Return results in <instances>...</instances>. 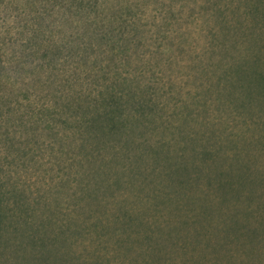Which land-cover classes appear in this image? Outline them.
Here are the masks:
<instances>
[{"label": "trees", "instance_id": "trees-1", "mask_svg": "<svg viewBox=\"0 0 264 264\" xmlns=\"http://www.w3.org/2000/svg\"><path fill=\"white\" fill-rule=\"evenodd\" d=\"M42 1L47 6L36 10V19L23 24L17 21L18 32L0 41V215L8 201L4 199L2 204L5 196L9 199L14 194L31 192L38 182L43 183L40 187L45 191L65 190L86 205L93 203L91 198L105 193L109 183L122 185L127 194L113 198L119 212H106L119 225L110 232L100 227L102 217L106 216L104 211L96 216L98 223L94 221L84 233L81 232L86 218L81 227L78 217L65 220L64 224L59 222L57 227L64 236L75 229L84 235L80 238L83 246L78 257L84 264H92L95 256L106 257L93 250L92 245L100 244L108 233L118 245L129 246L123 229L131 224L145 226L141 237L135 233V239L144 238L151 244L140 253L159 251L161 242L172 238L177 223L184 220L178 212L199 200L193 191L200 190L202 170L207 171L220 160H231L227 165L239 169L246 164L243 157L250 162L253 153L264 148V133L257 131L259 126L264 129V52L258 44L263 31L250 32L246 24L238 26L225 19L248 18V14L257 11L259 5L255 2L264 0L216 2L218 8H212L210 14L215 22H208L210 30L199 34L194 45L177 20L163 33L164 25H160L149 39L139 38L149 40L148 48L157 42L155 49H160V58L153 63L154 67L162 62L171 64L172 59L164 61L162 53L175 50L182 52L174 55L179 57L175 65L184 64L182 60L187 59L194 66L206 86L197 90L203 100L200 111L194 100L196 93L184 91V86H174L167 79L162 81L163 76L156 78L154 71V77L146 78L144 69L138 70L142 80L120 68V63H124L119 55L123 45L133 44V37L127 34L131 29L123 28L111 35L105 31L111 25L110 18H85L91 11L103 13L105 7L117 11L106 0ZM178 1L184 12L186 5L198 0L167 2L170 5ZM51 11L54 19L50 24L40 15ZM68 25L78 31L75 40L74 35L65 38ZM135 29L136 37L137 32L145 31ZM52 32L62 35L54 39ZM201 38L206 41L200 42ZM104 43L112 50L109 64L103 61L107 58H102V53L107 56ZM56 49L61 56L56 55ZM91 52L96 55L90 56ZM141 56L145 64L151 60L145 59V54ZM55 64L60 67L52 70ZM216 105L224 106L225 111L240 110V116H253L239 127L236 116L230 119L222 115L224 119L212 115ZM224 146L227 154L222 152ZM250 177L263 176L254 172L244 178L249 181ZM190 179L194 183L188 186ZM141 193L143 197L139 196ZM133 197L140 206L137 217L132 214ZM205 201L206 196L200 197L199 202ZM22 205L14 201L11 209L22 213L29 209V203ZM77 205L83 219L85 206ZM17 217L26 224L32 222L30 225L36 229L41 225H35L33 216ZM41 218L43 222L44 217ZM30 236L41 248L38 239Z\"/></svg>", "mask_w": 264, "mask_h": 264}, {"label": "rangeland", "instance_id": "rangeland-1", "mask_svg": "<svg viewBox=\"0 0 264 264\" xmlns=\"http://www.w3.org/2000/svg\"><path fill=\"white\" fill-rule=\"evenodd\" d=\"M28 1L27 3L25 0H0V41L10 39L18 32L17 21L23 24L27 23L29 19H36L39 14V11L36 10H41L46 5L42 0ZM167 1L106 0L107 5L110 3L117 11L113 12L112 8L107 10L108 8L105 7L103 13L99 14L100 11H91L90 15L85 16V18H110L111 25L105 31L111 35H117L119 31H123V28H126V31L131 29L130 33L127 34L133 37V44L129 45L127 42L123 45V52L119 55L123 56L124 63H120V68L133 72L132 77L136 79L143 80L137 74V71L143 68L146 78L163 76L162 81L167 79L174 86H184V91L188 90L191 93H196L194 100L196 105L199 104L198 110L200 111L203 100L198 96L197 90L199 92L200 89H204L206 86L202 85L203 80L195 72L194 66L188 64L187 59L182 60L184 64L175 65V61L179 57L175 58L174 55H182V52L175 50L174 52L162 53L164 61L166 58L172 59L171 64L162 62L154 67L153 63H156V59L160 58L157 54L160 49H155L157 42L151 45L153 49L148 48L147 43H149V40L147 39L153 35L158 26L164 25L163 33L166 27L171 28V25L175 24L177 20L179 27L186 30L188 41L193 42L194 40L192 44L194 45L200 38L199 34L208 33L211 27L209 23L213 24L215 22L214 18H210V14L213 13L212 8H218L214 4L223 0H198L196 3L186 5L184 12L181 11L179 5L181 1L172 2L170 5ZM255 3L259 5L257 11L248 14V18L242 16V18L225 19L227 22L235 23L238 26L246 24L247 31L250 32H254L256 29L257 31H263L258 44L260 51L264 52V3L257 1ZM99 8L101 9V7ZM249 10L251 11V9ZM52 15L53 11L50 14L45 15L43 13L40 16H44V22L47 21L51 24L54 19ZM38 20L41 21V18H38ZM202 22L203 28H201ZM137 27L145 31L140 30V33L137 32L136 37L134 34ZM65 28L64 31L67 32L65 38L74 35L75 40L78 33L77 29L70 26H65ZM174 28L177 27L174 26ZM230 32H234V30L231 29ZM61 35L52 32L51 37L55 39ZM146 36L145 42L139 41V38L144 39ZM205 41V38L200 39V42ZM103 49L107 53V56L102 53V58H107V60H103L105 62L111 56L112 50L110 46L106 47L105 43ZM191 50H193V47ZM62 51L64 52V50ZM55 53L56 55L59 54L57 56H61L60 51H57V49ZM94 54L96 55L95 52H91L90 56ZM144 54L146 55V57L144 56L145 59H151L147 64L142 62L141 55ZM128 56H131V58ZM59 67V64H55L52 70ZM152 72L154 76H152ZM154 80L156 79L154 78ZM233 108L235 109V106ZM239 111L236 109L225 111L224 106L216 105V109H212L211 114L224 115V117L230 119L236 116V119L238 118V121H240L237 125L241 127L243 124L245 125L243 121L250 122L253 115L243 114L240 116ZM227 112L230 116L227 115ZM234 124L235 122L231 126ZM257 131L260 134L264 133L261 126L257 128ZM211 140L212 138L209 143ZM223 149V154H227V148L224 146ZM253 155L254 157L250 162H248L249 159L243 157L246 164L243 163V166H240L239 169L238 166L227 165L231 160H227L228 162L218 160L219 162L212 165L207 171L205 170L206 172L202 170L199 173V176H201L199 179L200 190H194L195 194L193 195L199 200L200 197L205 198L206 196L208 201L202 204V202L196 200L191 206H184H188L189 209L178 212L182 215L181 219L184 220L177 223L178 226L172 231V238H166L164 242H161L159 251L154 250L146 252V254L140 253L144 247L150 248L151 244L144 238H142V241L135 239V236H137L135 233H138V236L141 237L143 230L146 229L145 226L136 224L137 227L131 224L126 225L123 229V238L125 236L128 238L125 241L129 246L118 245L116 239L110 238L108 233L107 236L102 237L100 244L92 245L93 250L105 254L106 257L95 256L92 264H264V148L261 147L260 153L254 152ZM254 172L263 177H255L256 179L250 177L249 181L244 178L249 173L254 174ZM189 182L188 186L194 183L192 179ZM222 182L223 186L221 185ZM108 185L110 187L105 193H99L96 197L91 198L93 203L90 205H86L80 198L69 196L65 190L56 193H51L50 190L45 191L44 188L40 187L43 186L42 182H38L31 189V192L26 191L23 195L14 194V198L9 195V199H7L8 195L5 196L2 204L5 200H8V205L7 203L4 205L5 209L2 207L4 210L0 215V264H84L78 258L81 255L83 246L80 238L84 235H79L75 229L64 236L57 224L59 222L64 224L65 220L78 217L81 219L78 222V224L81 222V227L86 218V227L81 232L84 233L88 230V226H93L94 221L98 223L95 218L100 213L102 214V211L104 213L119 212L115 207L117 204L114 203L113 198L119 199L121 198L120 195L127 194V192L124 191L122 185L114 186L112 183ZM142 194L139 196L143 197ZM14 201L22 203V207L29 203V209L24 210L23 213L19 212L18 209L12 210ZM79 203L85 206V216H87H84V220L79 214L81 212L77 205ZM132 206V214L137 217L140 206L138 200H135L134 197ZM108 213L105 217H102L100 227L104 226L110 232L111 229L113 230L115 226L119 225L113 222L111 216L108 217ZM19 215L24 217L33 216L35 225L41 224L39 229L30 225L32 222L29 224L24 223L17 217ZM41 217H44L47 221L44 222L43 219L42 222ZM30 235H33L34 239H38L36 242L41 245L39 246L41 248H38L37 244L33 242L35 240L31 241ZM195 238L198 239V242H195Z\"/></svg>", "mask_w": 264, "mask_h": 264}]
</instances>
